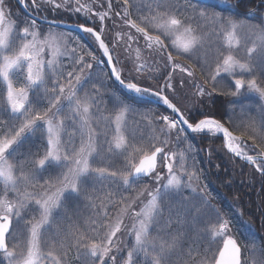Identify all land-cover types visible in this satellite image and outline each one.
<instances>
[{
  "label": "snow or ice",
  "instance_id": "snow-or-ice-1",
  "mask_svg": "<svg viewBox=\"0 0 264 264\" xmlns=\"http://www.w3.org/2000/svg\"><path fill=\"white\" fill-rule=\"evenodd\" d=\"M30 4L13 18L0 0V264H249L257 244L199 184L192 140L264 176V16L232 0ZM43 12L84 22L73 35ZM216 95H254L258 119L207 111Z\"/></svg>",
  "mask_w": 264,
  "mask_h": 264
},
{
  "label": "trees",
  "instance_id": "trees-1",
  "mask_svg": "<svg viewBox=\"0 0 264 264\" xmlns=\"http://www.w3.org/2000/svg\"><path fill=\"white\" fill-rule=\"evenodd\" d=\"M232 3L237 5L241 14L253 10L259 16H264V5L261 4V0H238V3L237 0H232ZM8 5L12 11L18 8L16 0H8ZM49 17L74 20L73 16H59L53 13H49ZM77 22L84 21L77 18ZM116 30H113V34ZM228 90L229 86L224 88V91ZM244 103L236 106L238 114L239 105ZM230 105L232 102L229 96L216 95L212 101H209L211 112H222ZM251 117L258 119L255 108ZM192 141L197 149L196 166L202 170L200 181L203 185H207L210 199L216 203L222 213L228 214L226 216L228 219H234L236 223L234 232L240 242L252 248L255 240L258 247L260 242L264 241V176H261L253 165L239 158H233L222 147L220 139L197 137Z\"/></svg>",
  "mask_w": 264,
  "mask_h": 264
},
{
  "label": "rangeland",
  "instance_id": "rangeland-1",
  "mask_svg": "<svg viewBox=\"0 0 264 264\" xmlns=\"http://www.w3.org/2000/svg\"><path fill=\"white\" fill-rule=\"evenodd\" d=\"M212 2L213 3H220L221 2V0H212ZM27 3L29 4L30 3V0H27ZM9 6V5H8ZM19 6V5H18ZM20 7V6H19ZM9 8H10V6H9ZM32 9V8H31ZM99 10V9H98ZM11 12L13 13V18H22V19H24V18H26L27 16H22L21 14V11L20 10H18V8H17V10L15 9V10H11ZM73 17H75V18H78V19H82V18H79L78 16H76V15H73ZM241 18H243V17H241ZM253 22H256V21H253ZM39 23V22H38ZM57 31H65V30H62V29H60V28H58V29H56ZM118 30H120V29H118ZM65 32H68V31H65ZM73 35H76V33L75 32H73ZM134 47H135V45H134ZM129 67H131V65H129ZM254 74H256V75H258V70H257V73H254ZM198 75H199V73H198ZM246 78H248V77H246ZM258 82L259 83H261L262 85H264V77H260L259 75H258ZM229 87H232L231 86V84H229L228 85ZM241 98L243 99V100H245V101H247V103L251 106V107H253L252 105H254V104H256V103H258V100H257V98L254 96V95H248V96H244V97H240L239 99H237L238 101L239 100H241ZM182 103H184V101L182 100ZM180 105V104H179ZM181 106V105H180ZM239 106H241V105H239ZM210 106H209V101H206L205 102V105H204V108L207 110V111H209V112H211L210 111V108H209ZM237 108V107H236ZM253 108H255V107H253ZM256 110V109H255ZM192 143H193V141H192ZM193 145H194V143H193ZM180 147H183V145H181ZM194 147L196 148V146L194 145ZM192 164V161L191 160H189V165H191ZM197 167V166H196ZM166 182V181H165ZM143 184H147V185H149V187L150 188H155L157 185L156 184H154L152 181H150V180H144V181H142L141 182V185H143ZM199 184L201 185V186H203V184L201 183V181H199ZM207 190V189H206ZM190 192H191V190L190 189H188V190H186L185 191V195L187 196V195H189L190 194ZM208 192V191H207ZM134 194V193H133ZM212 201V200H211ZM212 203L216 206V207H218L217 205H216V203H214L213 201H212ZM219 208V207H218ZM220 209V208H219ZM114 211V210H113ZM85 215H88V213L87 212H85L84 213ZM166 215H167V213H166ZM227 218V217H226ZM231 220V235H233L237 240H238V242L240 243V240L236 237V235H235V232H234V227L236 228V223H235V221H234V219L233 218H231L230 219ZM200 227L201 228H203V225H200ZM153 235H156V233L155 232H153L152 233ZM193 235H195V233H193ZM241 244V243H240ZM242 246H243V244H241ZM222 246V245H221ZM187 247H188V245L186 244L185 245V249H187ZM193 248L195 249V245H193ZM250 249H252V248H250ZM201 253H202V248L199 250ZM255 254H260V251L258 250V247H257V250H255V251H249L248 253H246V255L248 256V258H249V264H253V259H254V256H255ZM193 255L194 256H196L197 257V260L200 258L199 257V255L197 254V252L194 250V252H193ZM256 258V257H255ZM257 259V258H256ZM190 264H196V261H191L190 262Z\"/></svg>",
  "mask_w": 264,
  "mask_h": 264
},
{
  "label": "bare ground",
  "instance_id": "bare-ground-1",
  "mask_svg": "<svg viewBox=\"0 0 264 264\" xmlns=\"http://www.w3.org/2000/svg\"><path fill=\"white\" fill-rule=\"evenodd\" d=\"M26 3H27V1H26ZM20 6V5H19ZM18 6V10H20L21 11V15L22 16H27V17H29V15H28V13L20 6L19 7ZM28 9L30 10V11H32V9H31V4L29 3V7H28ZM49 13L50 12H43V13H40V16H49ZM65 15H67V14H64L63 16H65ZM67 16H69V15H67ZM64 21H66V22H70V23H76L77 22V18H75V17H73V19L74 20H70V19H68V18H62ZM77 23H79V22H77ZM60 28V27H59ZM60 29H62V30H65V31H70V30H67V29H64V28H60ZM118 30V29H117ZM75 32H78V31H75ZM231 102H232V104H233V102L235 103V107L238 105V104H240V103H244V101H243V99L241 98V100H235L234 101V98H232L231 97ZM244 105H248V107H247V109H246V111L250 114V116H252V110H253V107H251L248 103H244ZM238 114V113H237ZM239 115V114H238ZM241 243V242H240ZM242 244V243H241ZM260 256H261V253L260 254H255V256H254V258L256 257L257 259H259L260 258ZM255 258V259H256Z\"/></svg>",
  "mask_w": 264,
  "mask_h": 264
},
{
  "label": "water",
  "instance_id": "water-1",
  "mask_svg": "<svg viewBox=\"0 0 264 264\" xmlns=\"http://www.w3.org/2000/svg\"><path fill=\"white\" fill-rule=\"evenodd\" d=\"M25 3H26V0H25ZM20 4V6L28 13V15H30V14H34V13H32V11H30L28 8H25L24 7V5L23 4H21V3H19ZM42 17V16H41ZM38 19V21H40V22H42V23H47V21H45V20H42V19H40L39 17L37 18ZM52 19H56V18H49L48 17V20H52ZM57 20H59V19H57ZM65 23L63 24V25H60L59 27L60 28H64V29H67V30H70V31H78V30H76V29H74L72 26L73 25H75V24H78L77 22L76 23H70V22H66V21H64ZM250 155H252L251 153H249Z\"/></svg>",
  "mask_w": 264,
  "mask_h": 264
}]
</instances>
